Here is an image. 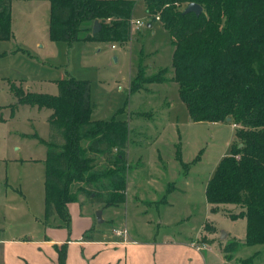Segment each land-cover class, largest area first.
<instances>
[{
  "label": "rangeland",
  "instance_id": "obj_1",
  "mask_svg": "<svg viewBox=\"0 0 264 264\" xmlns=\"http://www.w3.org/2000/svg\"><path fill=\"white\" fill-rule=\"evenodd\" d=\"M133 1V20L142 26L132 28L126 45L84 41L85 32L72 43L53 42L50 0L13 1V37L0 41V237L42 240L46 234L45 159L52 111L19 102L14 90L56 95L58 82L74 77L89 81L93 119L128 122L127 189L125 203L101 207L78 192L82 182H74L70 192L76 200L67 203L71 229L58 226L55 218L51 224L59 228L49 233L58 247L66 244L64 264L183 263L178 249L158 251L156 259L141 253L149 242L166 236L173 248L182 247L178 242L187 238L199 251L208 248L196 264H240L252 257L253 264H264V244L239 246L234 259L225 260L224 246L245 241L247 221L231 217L240 206L213 208L207 199V185L219 163L239 144L236 125L191 118L173 80L172 38L159 23L149 28L144 1ZM85 26L93 28L92 23ZM82 142L88 145V140ZM155 197L159 203L145 202ZM99 209L107 219L102 224L97 222ZM80 213L93 220L85 230ZM126 219L139 244L100 245L106 239L99 234L119 238ZM223 232L227 236L222 240ZM79 240L103 242L83 249ZM40 247L32 253L35 264H58L50 245Z\"/></svg>",
  "mask_w": 264,
  "mask_h": 264
},
{
  "label": "trees",
  "instance_id": "obj_2",
  "mask_svg": "<svg viewBox=\"0 0 264 264\" xmlns=\"http://www.w3.org/2000/svg\"><path fill=\"white\" fill-rule=\"evenodd\" d=\"M13 1L0 0V41L13 37ZM143 1L149 22L159 23L172 38L173 80L180 85L191 118L196 122L231 118L236 125L239 144L221 160L206 190L213 208L238 205L241 211L231 217L246 218L245 241L223 248L230 261L239 246L264 244V0ZM193 3L203 8L199 16L184 14ZM50 4L53 42L72 43L84 32L88 42L131 41L133 0H50ZM95 21L102 28L94 35L93 28L85 25ZM140 73L138 69L132 79L133 92ZM58 89L56 95L14 91L19 102L52 111L46 142L45 222L53 226L58 218V226L70 230L67 203L76 200L70 192L74 182H82L78 192L93 204L126 202L129 125L126 120L93 119L89 81L67 77L58 82ZM65 245H55L58 264L65 263ZM253 262L254 257L240 264Z\"/></svg>",
  "mask_w": 264,
  "mask_h": 264
},
{
  "label": "crops",
  "instance_id": "obj_3",
  "mask_svg": "<svg viewBox=\"0 0 264 264\" xmlns=\"http://www.w3.org/2000/svg\"><path fill=\"white\" fill-rule=\"evenodd\" d=\"M12 10H13V5H12ZM12 24H13V17H12ZM148 27L153 28L154 24H151L149 22ZM145 202L159 203L160 199L159 197H155V198H150L149 200H145ZM162 202L167 203V200H163ZM73 207H75L74 203L70 205V211L72 215V224L74 225L75 216L73 213ZM78 216L80 217L79 223L81 224V227L84 228L83 230H85L87 227H90L92 225L93 220L91 219V217L82 216L81 213ZM103 219L104 221L102 223L107 221V219L104 218V212H103ZM102 223L98 222V224H102ZM123 226H125L129 231V236L126 240H123L122 238H117L112 233L110 234V233H106L105 231H103L99 235H103L105 237L106 240H104V242L103 240H98L97 242H86V241L79 240V243H81V246L83 249H85V245H95V244L101 243L99 241L103 242V244H100V245H107V244L126 245V246H131L134 244L138 245L139 244L138 237H137L138 233L136 232L135 229H134L135 233L131 232V228L129 227V223L127 219L125 220V225ZM58 228L59 227L57 226H46L45 227L46 229L45 238L42 240H31V238H28V240H22L18 237L2 239V237H0V264H35V262L37 261L33 260L32 253L41 251L42 247H40V245H44V243H47L48 245L51 246L52 249H54L55 253L53 255L56 257V260H57L59 258V257L57 258L59 254H58V250L56 249L55 245H59V244L56 239L49 237V233L53 232L54 230L57 231ZM58 239H59L58 241L63 242L61 238H58ZM69 241L70 240L68 239L67 242ZM169 243H172V242L170 241V238H168L167 236L158 243H157V240H155L154 242H149L148 243L149 245H147L148 248L141 249V253H144L149 256L151 254L156 259L158 251L163 252V251H166L167 249H178L179 250L178 252L180 256H182V259H183V263H180V264H196L199 261L200 257L202 256V254L205 253L208 249L207 248L203 251L197 250L196 248L192 247L189 244L188 238L184 241L178 242V243H183L182 247H179V248H173L169 246ZM152 264H157V263H152Z\"/></svg>",
  "mask_w": 264,
  "mask_h": 264
},
{
  "label": "water",
  "instance_id": "obj_4",
  "mask_svg": "<svg viewBox=\"0 0 264 264\" xmlns=\"http://www.w3.org/2000/svg\"><path fill=\"white\" fill-rule=\"evenodd\" d=\"M202 12H203V8L200 5L193 3V4H190V5L187 6V8L184 11V14L194 13L197 16H199L200 14H202ZM101 28L102 27H101L100 22L99 21H95L92 33L95 35L96 33L100 32ZM227 121L231 122L232 119L228 118ZM242 146H243V144L241 143L239 145V147H242ZM96 217H97V220H98L99 223H102L104 221V219H103V210L102 209L97 210ZM226 236H227V233L223 232L222 236H221V239L223 240Z\"/></svg>",
  "mask_w": 264,
  "mask_h": 264
},
{
  "label": "built area",
  "instance_id": "obj_5",
  "mask_svg": "<svg viewBox=\"0 0 264 264\" xmlns=\"http://www.w3.org/2000/svg\"><path fill=\"white\" fill-rule=\"evenodd\" d=\"M157 20H159V18H158ZM134 26H136L137 28H139V27L142 26V24H141V22H139V21L135 22L134 20H132V28H133ZM113 49H115L114 46H113ZM117 235H118L119 238H122L123 240H126V239L128 238V236H129V231H128L127 228L124 227V228L118 230ZM205 247H206V246H205Z\"/></svg>",
  "mask_w": 264,
  "mask_h": 264
}]
</instances>
